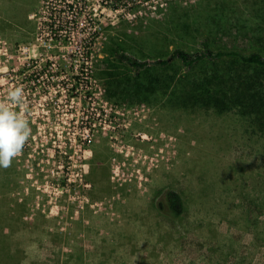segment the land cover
Returning <instances> with one entry per match:
<instances>
[{"label": "rangeland", "instance_id": "obj_1", "mask_svg": "<svg viewBox=\"0 0 264 264\" xmlns=\"http://www.w3.org/2000/svg\"><path fill=\"white\" fill-rule=\"evenodd\" d=\"M110 1L0 0V103L22 86L23 108L10 107L32 129L0 167V264H264L251 231L200 205L214 197L206 159L227 163L245 141L219 120L178 125L105 89L110 66L126 75L123 54L156 63L175 46L202 49L208 36L251 48V33L234 25L245 1ZM172 188L188 208L178 224L156 213Z\"/></svg>", "mask_w": 264, "mask_h": 264}, {"label": "trees", "instance_id": "obj_2", "mask_svg": "<svg viewBox=\"0 0 264 264\" xmlns=\"http://www.w3.org/2000/svg\"><path fill=\"white\" fill-rule=\"evenodd\" d=\"M244 1L246 17L234 25L238 32L251 33V48L219 47L208 36L201 43L202 49L194 53L179 46L168 50L164 45L167 50L156 63L139 62L123 54L120 58L128 65L126 75L117 77L110 66L105 89L114 99L157 105L168 111L176 124L192 126L205 118L219 120L226 124L221 130L225 136L244 140L246 145L235 152L239 154L233 160L206 159L207 167L212 164L211 170L205 171L209 173L206 189L211 188L209 193L214 197L203 190L200 205H211L220 219L251 231L264 244V0ZM247 145L256 148L244 152ZM220 149L231 153L228 148ZM185 204L183 196L172 188L156 213L178 224L188 213ZM213 237L218 247L210 249L223 248L224 236L215 232Z\"/></svg>", "mask_w": 264, "mask_h": 264}, {"label": "clouds", "instance_id": "obj_3", "mask_svg": "<svg viewBox=\"0 0 264 264\" xmlns=\"http://www.w3.org/2000/svg\"><path fill=\"white\" fill-rule=\"evenodd\" d=\"M8 102L0 103V167L7 168L23 149L32 129L23 111L11 105L24 106V89L17 86L8 92Z\"/></svg>", "mask_w": 264, "mask_h": 264}, {"label": "built area", "instance_id": "obj_4", "mask_svg": "<svg viewBox=\"0 0 264 264\" xmlns=\"http://www.w3.org/2000/svg\"><path fill=\"white\" fill-rule=\"evenodd\" d=\"M103 4H104V5H110V4H111V1L108 2V0H104Z\"/></svg>", "mask_w": 264, "mask_h": 264}]
</instances>
